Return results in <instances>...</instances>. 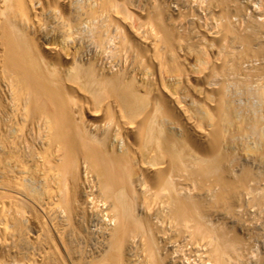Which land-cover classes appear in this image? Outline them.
<instances>
[{"label":"bare ground","instance_id":"1","mask_svg":"<svg viewBox=\"0 0 264 264\" xmlns=\"http://www.w3.org/2000/svg\"><path fill=\"white\" fill-rule=\"evenodd\" d=\"M250 204L264 0H0V264H264Z\"/></svg>","mask_w":264,"mask_h":264},{"label":"rangeland","instance_id":"2","mask_svg":"<svg viewBox=\"0 0 264 264\" xmlns=\"http://www.w3.org/2000/svg\"><path fill=\"white\" fill-rule=\"evenodd\" d=\"M254 181H251V183H253ZM249 206H251V208H248ZM249 206L246 207V209H248V211L251 213V215H249L248 217L244 218L243 220H240L238 223H235L236 224V229L237 231L239 232L240 235H242L241 237L243 238L244 242L249 239V243H251V240L253 241H256V245H258V248H259V245L262 243V246L264 245V206L263 207H260L259 205H254V204H250ZM256 207V208H255ZM238 208H241V207H238ZM245 207H244V210H246ZM258 210V211H257ZM258 217V218H257ZM243 221V222H242ZM251 221V222H250ZM228 223L230 222H227L226 224L229 225ZM245 223V224H244ZM231 224V223H230ZM247 224V225H246ZM238 225V226H237ZM241 226V227H240ZM239 227V228H238ZM244 227V228H243ZM243 228V229H241ZM249 229V230H248ZM242 230V231H241ZM187 231V230H186ZM248 231V232H247ZM173 232V231H172ZM171 232V233H172ZM246 232V233H245ZM186 233V232H185ZM188 235H189V232L187 231ZM251 233V234H250ZM187 234L184 235V231L182 233V237H181V234H177L176 236H172V241L171 243H174V244H180L182 242H187L188 239H189V236ZM248 235V236H247ZM250 235V237H249ZM175 237V238H174ZM247 238L246 240L244 238ZM181 238V239H180ZM199 239V243L197 242ZM195 238L193 240V244H187L188 246L187 247H191L193 248L192 246H194V249H190V248H186L184 246V249H183V252L185 251L186 252V255L189 256V259L191 260L192 258L194 259V261L192 260L191 263L193 262H196V263H199V261L197 260L198 258V254H200V252H202L201 254L202 255H207L208 252H206L208 246H206L204 243H205V239H200V238ZM251 239V240H250ZM183 240V241H182ZM195 240V241H194ZM182 241V242H181ZM261 241V242H260ZM248 242V241H246ZM198 243V244H197ZM202 245H201V244ZM253 243V242H252ZM251 243V246L253 248H250L251 246L249 244L246 245L245 249L248 250V252H250L248 255H249V258L251 256V260L254 261L255 259V256H254V253H256L254 249H256L254 247V244ZM255 243V242H254ZM184 244L182 243V246ZM197 245H201L202 246V249L201 247L198 249L199 246ZM204 245V246H203ZM250 246V247H249ZM262 246L260 247V249H262ZM191 250V252L189 250ZM198 249V250H197ZM202 250V251H201ZM246 250V251H247ZM205 251V252H203ZM253 251V252H252ZM263 251V249L261 250ZM194 252V253H193ZM190 253V254H189ZM197 254V255H196ZM262 255H264V253H262ZM194 256H197L194 257ZM195 264V263H194Z\"/></svg>","mask_w":264,"mask_h":264}]
</instances>
